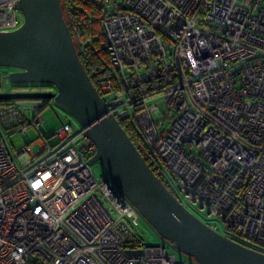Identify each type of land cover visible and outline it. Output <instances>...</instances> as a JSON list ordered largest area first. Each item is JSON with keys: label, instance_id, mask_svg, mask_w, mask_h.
Wrapping results in <instances>:
<instances>
[{"label": "built area", "instance_id": "built-area-1", "mask_svg": "<svg viewBox=\"0 0 264 264\" xmlns=\"http://www.w3.org/2000/svg\"><path fill=\"white\" fill-rule=\"evenodd\" d=\"M19 1L0 0V33L23 26ZM98 8L111 75L96 89L110 115L135 126L220 234L264 254V0H98ZM10 74L0 67V94L14 92ZM42 111L0 106V264H187L169 243L146 244L138 210L107 173L96 180L98 148L82 127L64 124L58 143L44 138L38 153L32 140L12 152V135L43 136Z\"/></svg>", "mask_w": 264, "mask_h": 264}, {"label": "water", "instance_id": "water-1", "mask_svg": "<svg viewBox=\"0 0 264 264\" xmlns=\"http://www.w3.org/2000/svg\"><path fill=\"white\" fill-rule=\"evenodd\" d=\"M23 26L0 33V67L13 84H49L51 92L0 94V102L54 101L86 130L113 184L158 235L197 264H264V254L223 236L192 214L156 176L83 68L61 0H20ZM131 256L142 252L128 251Z\"/></svg>", "mask_w": 264, "mask_h": 264}, {"label": "trees", "instance_id": "trees-1", "mask_svg": "<svg viewBox=\"0 0 264 264\" xmlns=\"http://www.w3.org/2000/svg\"><path fill=\"white\" fill-rule=\"evenodd\" d=\"M61 7L64 19L72 33L80 62L94 86L98 88L99 82L111 75L109 59L104 47L105 37L101 28L98 0H61ZM9 104L12 102H0V106ZM120 124L156 176L173 193L169 174L159 163L157 157L144 146L135 126L126 122Z\"/></svg>", "mask_w": 264, "mask_h": 264}, {"label": "rangeland", "instance_id": "rangeland-1", "mask_svg": "<svg viewBox=\"0 0 264 264\" xmlns=\"http://www.w3.org/2000/svg\"><path fill=\"white\" fill-rule=\"evenodd\" d=\"M12 73L15 69L13 68H6L2 67ZM52 86L49 84H12L9 86V91H47ZM38 104L39 106H42L44 109L42 111V116L44 119V125H43V136H40V134L35 130L31 129L28 132V136L23 137L20 134H14L10 138L11 143V150L13 153L20 151L22 148L26 146V142L28 140H32V144L30 145V151L33 153H38V151L41 149L40 144L43 142L44 138L49 139V142L51 146H55L58 143L57 138H54V133L61 129L62 126L66 123L70 124L73 127V130L76 132L78 129L81 128L80 124L67 112H65L62 108H60L58 105L55 104L54 101H40V102H27L22 105H29V104ZM162 113H166V107L161 106ZM26 115H31L32 112L29 113V111H25ZM170 125V122L167 121L163 127V130H166ZM92 172L94 174V177L98 182H101V177L106 173L105 169L103 168L102 164L100 162H96L93 165H91ZM168 178L170 180V183L172 185V190L175 193V195L179 198V201L182 202V204L195 216H197L199 219L204 221L207 225L212 226L214 223L218 224V232L224 234L223 229L219 222L213 221L211 219H205L203 215L206 214V212H199L198 206H191L187 203V201L184 199L183 195L180 192L179 189V183H176L174 179L168 175ZM136 226L138 227V234L142 238V240L151 246H160L167 244L168 242L161 238L158 233L154 230V228L148 224V222L141 218L140 221L136 223ZM180 261L186 262L187 264H197V262L190 257H187L183 254H180L178 256Z\"/></svg>", "mask_w": 264, "mask_h": 264}, {"label": "crops", "instance_id": "crops-1", "mask_svg": "<svg viewBox=\"0 0 264 264\" xmlns=\"http://www.w3.org/2000/svg\"><path fill=\"white\" fill-rule=\"evenodd\" d=\"M42 130H43V128H42Z\"/></svg>", "mask_w": 264, "mask_h": 264}, {"label": "flooded vegetation", "instance_id": "flooded-vegetation-1", "mask_svg": "<svg viewBox=\"0 0 264 264\" xmlns=\"http://www.w3.org/2000/svg\"><path fill=\"white\" fill-rule=\"evenodd\" d=\"M173 191V190H172ZM174 193V192H173Z\"/></svg>", "mask_w": 264, "mask_h": 264}]
</instances>
